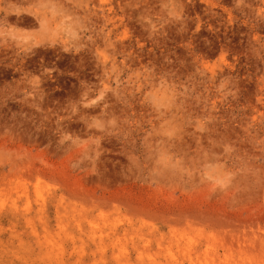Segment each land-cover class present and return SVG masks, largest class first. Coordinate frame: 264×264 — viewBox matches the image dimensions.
<instances>
[{"label":"rangeland","instance_id":"1","mask_svg":"<svg viewBox=\"0 0 264 264\" xmlns=\"http://www.w3.org/2000/svg\"><path fill=\"white\" fill-rule=\"evenodd\" d=\"M0 264H264V0H0Z\"/></svg>","mask_w":264,"mask_h":264}]
</instances>
